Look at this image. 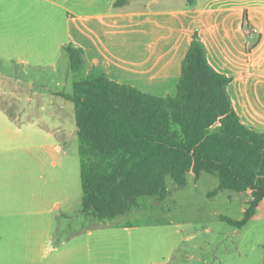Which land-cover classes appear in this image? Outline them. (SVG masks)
Instances as JSON below:
<instances>
[{"label": "rangeland", "instance_id": "obj_1", "mask_svg": "<svg viewBox=\"0 0 264 264\" xmlns=\"http://www.w3.org/2000/svg\"><path fill=\"white\" fill-rule=\"evenodd\" d=\"M110 3L0 0V204L13 213L0 232L17 236L7 251L0 242V264H264V204L245 227H232L223 218L242 219L251 195L219 191L209 173L187 175L181 189L168 177L165 200L142 199L114 220L81 213L75 105L57 95L72 94L93 68L151 95H175L188 39L199 31L210 66L241 75L226 91L243 123L264 132V0ZM132 12L143 15L130 23ZM68 45L85 52L80 72L70 68ZM43 222L54 235L36 243Z\"/></svg>", "mask_w": 264, "mask_h": 264}, {"label": "trees", "instance_id": "obj_2", "mask_svg": "<svg viewBox=\"0 0 264 264\" xmlns=\"http://www.w3.org/2000/svg\"><path fill=\"white\" fill-rule=\"evenodd\" d=\"M129 0H118L116 7ZM194 4L195 0H187ZM70 68L83 69L84 51L64 47ZM231 78L210 66L195 35L182 64L175 96L157 97L111 81L99 69L58 93L75 105L81 142V213L114 220L140 206V200L168 197L170 177L181 189L187 175L217 176L219 191L248 193L243 228L264 204V132L246 126L226 87Z\"/></svg>", "mask_w": 264, "mask_h": 264}, {"label": "crops", "instance_id": "obj_3", "mask_svg": "<svg viewBox=\"0 0 264 264\" xmlns=\"http://www.w3.org/2000/svg\"><path fill=\"white\" fill-rule=\"evenodd\" d=\"M45 1H48V0H45ZM80 1H83V3L85 4L86 2H87V0H80ZM111 1V3H110V5H111V7H113V8H124L125 6H127L128 5V3L130 2V0L128 1V3L127 4H125V5H123V6H120V7H116V2L118 1V0H110ZM196 1V0H195ZM188 2V1H187ZM241 8L240 7H233V8H228V12H230V13H236L238 10H240ZM141 15H143L142 13H139V12H132V13H129V16H130V23H134L135 22V20H134V18L135 17H140ZM96 16H99V15H97L96 14ZM113 16V18H121V17H123V16H127L126 14H114V15H112ZM143 28H145V27H143ZM249 28H250V25H249ZM139 29H140V26H139ZM253 32L254 33H257V31L256 30H253ZM248 33L249 34H252V31L251 30H248ZM195 35H198L199 37H200V32L199 31H196V32H194L193 34H192V36H190L189 37V39H188V44H187V46H186V48H185V50H184V54H183V58H182V62H181V69H180V76H179V79H178V82H177V85H178V83H179V80H180V77H181V72H182V64H183V61H184V58H185V56H186V53H187V51H188V49H189V47H190V45H191V43H192V41H193V39H194V37H195ZM228 37H230V34L229 33H227L226 34ZM22 38H23V36H22ZM200 40H201V37H200ZM22 42H26V43H22V45H24V44H28V41H26V39H22ZM201 43H202V41H201ZM6 44V38H5V36H3V34L1 33V35H0V48H1V45L2 46H4ZM5 47V46H4ZM82 49V48H81ZM84 51V50H83ZM85 53V52H84ZM94 63L95 64H97L98 63V60L97 59H95L94 60ZM215 69V68H214ZM218 73H220V74H223V75H225L226 77H228V78H231L232 79V82L231 83H233L234 82V80L236 79V78H240L241 77V75H238L237 77H229L228 76V73H227V71H226V68L225 67H223V68H221V69H215ZM102 73H104V74H106L107 76H108V78L110 79V73L109 72H104V71H102V70H100ZM111 80V79H110ZM112 81V80H111ZM114 82H116V83H120V84H126V83H124V82H117V81H114ZM230 83V84H231ZM126 85H129V84H126ZM131 86V85H130ZM133 87V86H132ZM134 88H136V87H134ZM137 89V88H136ZM139 90V89H138ZM141 91V90H140ZM143 92V91H142ZM176 92H177V86H176ZM143 93H146V92H143ZM146 94H148V93H146ZM149 95H151V94H149ZM176 95V94H175ZM175 95H167V96H175ZM153 96H155V95H153ZM167 96H164V97H167ZM157 97H162V96H157ZM236 111V110H235ZM237 112V111H236ZM237 114L239 115V117L241 118V120H242V122H246L244 119H243V117H241V115L237 112ZM55 147V146H54ZM54 147H52V148H54ZM23 149H25V150H27V149H29V147H22ZM57 149H58V151H61V148L60 147H57ZM53 151V150H52ZM27 152V151H26ZM0 153H1V151H0ZM32 155V157H33V154H31ZM34 159H35V162L36 163H39V160L36 158V157H33ZM0 161H1V159H0ZM53 164H56V162H54ZM7 207L6 206H4V205H1L0 204V226L1 225H4V226H6L7 225V223H6V219H8L7 217L8 216H10V217H12V215H10V214H13V213H6L4 210L6 209ZM12 208H14V207H12ZM2 227V228H6V227ZM41 231L40 232H34L33 233V235L31 236L32 237V240H34V241H36V243H42V244H44V243H48V242H50L51 240H52V238H53V235H54V231H53V228H52V225L51 224H49V223H42V226H41ZM10 229H5L4 231H1L0 232V242L1 241H3L2 242V244H4L5 245V250L7 251L8 250V248H9V246L10 245H14L15 244V242H16V234H15V232L14 231H9ZM32 234V233H31ZM9 245V246H8ZM4 250V247H3V251H5ZM10 251H13V246H11L10 247Z\"/></svg>", "mask_w": 264, "mask_h": 264}]
</instances>
